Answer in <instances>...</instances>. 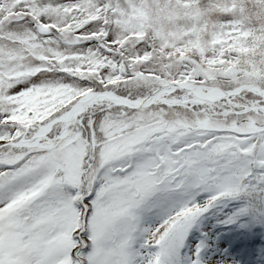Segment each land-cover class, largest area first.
<instances>
[{
    "label": "snow or ice",
    "instance_id": "1",
    "mask_svg": "<svg viewBox=\"0 0 264 264\" xmlns=\"http://www.w3.org/2000/svg\"><path fill=\"white\" fill-rule=\"evenodd\" d=\"M0 264H264V0H0Z\"/></svg>",
    "mask_w": 264,
    "mask_h": 264
}]
</instances>
